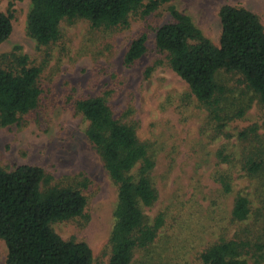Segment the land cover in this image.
Listing matches in <instances>:
<instances>
[{"label":"rangeland","instance_id":"rangeland-1","mask_svg":"<svg viewBox=\"0 0 264 264\" xmlns=\"http://www.w3.org/2000/svg\"><path fill=\"white\" fill-rule=\"evenodd\" d=\"M30 1L0 0V10L11 15L12 24L9 37L0 43L1 67L8 64L2 55L15 52L41 68L37 107L13 124L0 125V168L35 165L51 177L52 185L70 184L82 191L87 200L82 215L53 223V230L65 240L84 241L91 250L90 264L107 263L116 187L86 138L88 122L73 105L77 97L102 96L115 118L133 125L154 163L149 175L157 199L143 213L149 221L161 215L163 225L154 250L147 258L136 252L131 264H201L200 251L220 237L249 232V238L264 239L262 177L245 169L246 159L264 145V109L250 93L241 97L234 84L238 76L221 74L233 84L234 105L243 102L242 116L216 135L206 111L154 45L155 29L167 20L165 7L144 18L129 15L126 27L93 28L85 19L62 20L59 39L38 45L26 33ZM168 4L189 15L215 45L220 34L217 12L224 4L252 11L264 27V0H171ZM142 32L147 33V51L126 64V49ZM240 131H247L245 140ZM220 151L228 160L221 159ZM218 174L230 177V193L221 191ZM238 194L249 200L250 216L244 222L230 216ZM244 228L249 231L241 233ZM5 256L0 239V264ZM247 264H264V254Z\"/></svg>","mask_w":264,"mask_h":264},{"label":"trees","instance_id":"trees-1","mask_svg":"<svg viewBox=\"0 0 264 264\" xmlns=\"http://www.w3.org/2000/svg\"><path fill=\"white\" fill-rule=\"evenodd\" d=\"M171 0H31L26 17V33L38 45L59 39L62 20L85 19L93 28L128 26V17L141 18L166 8L167 20L155 29L154 45L165 63L187 85L190 94L206 111L207 123L215 134L234 118L242 116V101L234 105L231 80L221 74L238 76L235 87L251 94L264 109V27L258 16L239 6L224 4L218 9L220 23L215 45L195 25L191 17ZM12 31L11 15L0 10V43ZM147 33L131 40L124 54L126 64L147 51ZM7 65H0V125H10L37 107L41 94L39 66L28 57L11 52ZM13 59L9 63V59ZM150 69L146 70L148 74ZM75 110L88 122L86 138L98 154L110 181L116 187V202L109 233L106 264H131L136 252L143 258L154 250L163 217L149 221L143 213L157 199L150 180L153 160L147 146L138 140L135 128L115 118L102 96L77 97ZM255 129L252 130L254 132ZM214 134V136H215ZM230 135V134H229ZM245 140L247 131L238 134ZM259 141V136H253ZM228 160L222 151L218 154ZM246 159L251 176H261L264 187V145ZM224 194L231 192V179L218 174ZM87 200L82 191L70 184H51V177L35 165L21 164L10 170L0 168V239L4 242V264H90L91 250L84 241L65 240L52 224L82 215ZM231 219L244 222L250 216L249 200L243 195L233 199ZM247 233L248 228L240 230ZM239 236L220 237L199 253L201 264H247L263 259L264 239Z\"/></svg>","mask_w":264,"mask_h":264}]
</instances>
